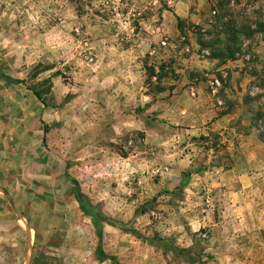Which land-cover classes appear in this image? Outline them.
I'll return each instance as SVG.
<instances>
[{
  "label": "rangeland",
  "instance_id": "374dc122",
  "mask_svg": "<svg viewBox=\"0 0 264 264\" xmlns=\"http://www.w3.org/2000/svg\"><path fill=\"white\" fill-rule=\"evenodd\" d=\"M174 8L175 0H0L1 69L31 82L42 63L51 69L39 79L53 81L45 106L27 85L0 78V264H113L101 260L67 169L111 219L103 249L119 264H190L164 241L192 247L206 264H264V251L240 250L243 213L215 206L212 187H199V175L208 186L219 168L264 173V0H219L211 25L212 11L193 22ZM229 19L252 33L223 61L213 46ZM199 89L214 118L207 124L200 112L188 126L184 99L198 100ZM189 171L195 187L182 189Z\"/></svg>",
  "mask_w": 264,
  "mask_h": 264
},
{
  "label": "crops",
  "instance_id": "0c3cea01",
  "mask_svg": "<svg viewBox=\"0 0 264 264\" xmlns=\"http://www.w3.org/2000/svg\"><path fill=\"white\" fill-rule=\"evenodd\" d=\"M218 6L219 0H175L174 9L177 16L196 22L207 18L212 9ZM199 91L200 95L198 100H192L191 98L184 99V101L189 102L188 108L185 109L189 113V118H191L187 119L189 123L186 124L188 126H195L194 122L200 119V115H198L200 112L202 115L201 120L205 123L207 122V124L214 118V116L209 117L211 116L210 113L214 111L213 109H209L210 94L202 92L201 89ZM173 92H177V88ZM178 96L182 97L181 95L173 94V97ZM221 120L218 119L216 121L220 122ZM207 175V173L199 175V178L202 180L199 187H212L210 191L213 190L214 194L211 202L215 206L230 208L236 216L240 212L243 213L242 216L235 218L240 222L239 224H242V228L244 229L242 234L245 235L244 240L246 241V249L240 250H248L250 253L255 254L264 251V242L262 246L259 245L261 250L254 247L255 242H258V238L262 237L264 239V185L258 184L259 176H262L261 180L264 182V173L252 170H248L245 173L236 167H229L227 169L219 168L214 170L210 176L212 180L208 179V186H206L204 180L207 178ZM226 176H229L228 184L224 182ZM192 180H194V177ZM193 183L191 181L188 187H195V185H192ZM223 223L224 220L219 224L222 225ZM257 227L260 229L258 232L256 231ZM235 247L240 248L242 245L237 243Z\"/></svg>",
  "mask_w": 264,
  "mask_h": 264
},
{
  "label": "trees",
  "instance_id": "16d2710c",
  "mask_svg": "<svg viewBox=\"0 0 264 264\" xmlns=\"http://www.w3.org/2000/svg\"><path fill=\"white\" fill-rule=\"evenodd\" d=\"M230 1V0H228ZM224 5V4H223ZM221 15L228 14V9L226 7H221L220 10ZM236 22L233 19H229L226 23H223L220 29L216 32V44L213 46V56L223 58V61H226L228 59L235 58V55L238 50V44H239V38L241 33H247L250 35L252 31H249L247 29L244 31V24L241 25V28H237ZM259 28L260 30H264V22H259ZM222 35H225V39H222ZM224 40H226L224 42ZM203 45L205 46H212L211 44L202 41ZM161 68V71L164 70V64H161L159 66ZM51 69V67L44 66L42 63L38 64L37 67L34 69V71L31 74V82H29L25 78H19L14 77L10 74L5 73L1 67H0V78L3 79L8 84H25L27 87L34 93V95L45 105H50L49 102V94L52 93L53 89V81L52 76L45 77L43 79H39V75L47 70ZM150 75L155 76L158 75V78H160L162 75H160L158 72H156L155 67H151L150 69ZM49 128L46 125L45 126V132H48ZM44 142H46V135L44 136ZM68 168V166H67ZM194 171H189L184 174L183 179L180 182L181 188L183 189L186 187L192 178V175L194 174ZM67 177L76 185V196L80 202V207L82 211L87 214L91 215L93 217V221L96 227V233L99 239V250L102 252L101 260H107L111 259L113 264H119L118 259L113 256L109 255L105 252L103 249V241H104V228H105V222L111 223V219L107 217L101 208H99L98 205L92 203L91 201H85L86 195L81 189V186L79 184V181L75 178H73L70 173L68 172V169L66 171ZM164 240V239H163ZM165 246H167V251H171L175 253L176 255L184 258L187 262L190 264H206L205 261L200 259L199 254H194L192 252V247H180L173 243H170L169 241H164Z\"/></svg>",
  "mask_w": 264,
  "mask_h": 264
},
{
  "label": "built area",
  "instance_id": "2783aa9c",
  "mask_svg": "<svg viewBox=\"0 0 264 264\" xmlns=\"http://www.w3.org/2000/svg\"><path fill=\"white\" fill-rule=\"evenodd\" d=\"M212 12H213V15H212V18H210V20H209V25H211L212 23L215 22V18L218 14L217 10H213ZM203 30H204V32H206L207 27H205ZM220 84H221V82L219 81V79H216L215 85L219 86Z\"/></svg>",
  "mask_w": 264,
  "mask_h": 264
}]
</instances>
